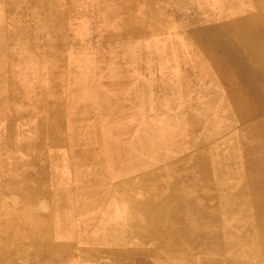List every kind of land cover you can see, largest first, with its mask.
<instances>
[{"label":"rangeland","instance_id":"obj_1","mask_svg":"<svg viewBox=\"0 0 264 264\" xmlns=\"http://www.w3.org/2000/svg\"><path fill=\"white\" fill-rule=\"evenodd\" d=\"M262 6L0 0V256L36 233L45 264L126 245L171 264H264ZM255 14L252 46L237 21Z\"/></svg>","mask_w":264,"mask_h":264},{"label":"bare ground","instance_id":"obj_2","mask_svg":"<svg viewBox=\"0 0 264 264\" xmlns=\"http://www.w3.org/2000/svg\"><path fill=\"white\" fill-rule=\"evenodd\" d=\"M145 1V0H144ZM18 2V1H17ZM135 2V1H134ZM25 3H26V1H25ZM19 4V3H18ZM28 4V3H27ZM135 4V3H134ZM261 4V3H260ZM263 4V3H262ZM12 5V4H11ZM17 5V4H16ZM19 6V5H18ZM118 7V6H117ZM262 7H264V6H262ZM12 8H13V6H12ZM28 8V7H27ZM135 8V7H134ZM11 9V8H10ZM30 10V9H29ZM34 10H36V9H34ZM116 10V9H115ZM159 11V10H158ZM260 11V10H259ZM8 12V11H7ZM15 13V12H14ZM123 13V12H122ZM135 13V12H134ZM8 14V13H7ZM128 14V13H127ZM158 14V13H157ZM163 14V13H162ZM260 14V13H259ZM259 14H255V15H253L252 17H250V16H245L243 19L241 18V20H239V21H237L238 22V24L239 23H241V27L239 28L238 27V36H239V38L240 39H242V40H245V41H247V43L249 44V45H252V46H255V43H256V41H254L253 39H255V38H258L259 36H260V34L261 33H259L258 31H256V24L257 23H262V21H263V16H261V15H259ZM12 15V14H11ZM15 15V14H14ZM13 15V16H14ZM84 15H86V14H84ZM34 16V15H33ZM155 16V15H154ZM40 17V16H39ZM72 17V16H71ZM118 17V16H117ZM148 17V16H147ZM162 17V16H161ZM13 18V17H12ZM34 19V18H33ZM146 19V18H145ZM149 19V18H148ZM35 20V19H34ZM33 20V21H34ZM159 20V19H158ZM148 21V20H147ZM150 21V20H149ZM14 22V21H13ZM146 22V21H145ZM27 23V22H26ZM29 24V23H28ZM170 24V23H169ZM12 25V24H11ZM146 25V24H145ZM158 25V24H157ZM255 25V26H254ZM253 26V27H252ZM42 28V27H41ZM127 28V27H126ZM194 28V27H193ZM145 28H143V30H144ZM233 29V28H232ZM6 30V29H5ZM13 30V29H12ZM147 30V29H146ZM160 30V29H159ZM186 30V29H185ZM127 31V30H126ZM148 31V30H147ZM15 32V31H14ZM129 32V31H128ZM185 32V31H184ZM236 32V33H237ZM93 33V32H92ZM7 34V33H6ZM72 35V34H71ZM92 35V34H91ZM261 36H264V33H262L261 34ZM8 37V36H7ZM90 37V36H89ZM236 37V36H235ZM70 40V39H69ZM9 41H10V39H9ZM42 42V41H41ZM92 43H94V42H92ZM179 43V42H178ZM173 45V44H172ZM193 45V44H192ZM170 46V45H169ZM199 47V46H198ZM171 48H173V47H171ZM200 48V47H199ZM200 50V49H199ZM168 51V50H167ZM166 51V52H167ZM201 51V50H200ZM197 52V51H196ZM250 52V51H249ZM256 52V51H255ZM254 52V53H255ZM50 54V56H52V53H51V51L49 52ZM181 53V52H180ZM192 53V52H191ZM193 53H194V51H193ZM8 54V53H7ZM251 54V53H250ZM192 56V55H191ZM9 57V56H8ZM197 57H199L200 58V55L199 56H197ZM203 57V56H202ZM254 57H255V54H254ZM193 58H194V56H193ZM208 58V57H207ZM36 59V58H35ZM44 59V58H43ZM201 59V58H200ZM8 60V59H7ZM180 60V59H179ZM194 60V59H193ZM259 60V59H258ZM212 61V60H211ZM193 62V61H192ZM205 62V61H204ZM203 62V63H204ZM42 63H44V62H42ZM200 64V63H199ZM205 64V63H204ZM198 65V64H197ZM212 66V65H211ZM219 66V65H218ZM263 66V65H262ZM261 66V67H262ZM213 67V66H212ZM181 68V67H180ZM214 68V67H213ZM8 69V68H7ZM216 69V68H215ZM217 70V69H216ZM222 70V69H221ZM261 70H263V69H261ZM33 72V71H32ZM218 72V74H219V71H217ZM263 72H264V70H263ZM263 72H261V73H263ZM225 74V73H224ZM227 76V75H226ZM264 76V75H263ZM218 79V78H217ZM214 80V79H213ZM263 80V79H262ZM44 82V81H43ZM219 83V82H218ZM216 84V83H215ZM196 85H198V84H196ZM218 85V84H217ZM45 90V89H44ZM263 91V90H262ZM254 100V99H253ZM256 100V99H255ZM258 101V100H257ZM257 103H259V102H257ZM9 104V103H8ZM235 105V104H234ZM233 106V105H232ZM238 106V105H237ZM260 106V105H259ZM262 107V106H261ZM238 108V107H237ZM10 109V108H9ZM239 109V108H238ZM261 109V108H260ZM37 110V109H36ZM41 110H42V108H41ZM11 111V110H10ZM236 111H237V109H236ZM235 111V112H236ZM246 111V110H245ZM263 111V110H262ZM12 114V113H11ZM33 115V114H32ZM240 115V114H239ZM242 116H243V114H242ZM43 117V116H42ZM240 117V116H239ZM244 117V116H243ZM246 117V116H245ZM248 117V116H247ZM252 117V116H251ZM29 118V117H28ZM241 118V117H240ZM21 119V118H20ZM242 119V118H241ZM240 119V120H241ZM41 120H42V118H41ZM242 120H244V119H242ZM29 122V121H28ZM44 122V121H43ZM8 125V124H7ZM32 125V124H31ZM34 128V127H33ZM45 128V127H44ZM33 130V129H32ZM45 130V129H44ZM21 131V130H20ZM34 131H37V130H34ZM45 132V131H44ZM36 133V132H35ZM8 135V134H7ZM15 135V134H14ZM255 135V134H254ZM34 138V137H33ZM32 140V139H31ZM41 141H39V143H40ZM25 143V142H24ZM28 143V142H27ZM27 143H25V145L27 144ZM19 144V143H18ZM39 145H41V144H39ZM41 147V146H40ZM45 148V147H44ZM20 150V149H19ZM25 150V149H24ZM204 150H205V148H204ZM28 151V150H27ZM207 151H208V149H207ZM13 152V151H12ZM31 152V151H30ZM203 152V151H202ZM206 152V151H205ZM30 154V153H29ZM39 155V154H38ZM201 155V154H200ZM209 156V155H208ZM19 157V156H18ZM200 157V156H199ZM36 158V157H35ZM32 159H33V155H32ZM37 159V158H36ZM90 159V158H89ZM201 159V158H200ZM223 159V158H222ZM22 160V159H21ZM43 160V159H42ZM47 160V159H46ZM94 160V159H93ZM227 160V159H226ZM40 161H41V158H40ZM200 161H202V160H200ZM85 162V161H84ZM88 162V161H87ZM33 163V162H32ZM40 163V162H39ZM42 163V162H41ZM40 163V164H41ZM230 163V162H229ZM35 164V163H34ZM73 164V163H72ZM76 166V165H75ZM220 166V165H219ZM36 167H37V165H36ZM78 167V166H77ZM226 167V166H225ZM6 168H7V166H6ZM8 168H9V166H8ZM75 168V167H74ZM74 168H73V170H74ZM185 169V168H184ZM233 169V168H232ZM40 170H41V168H40ZM152 170V169H151ZM217 170V169H216ZM18 171V170H17ZM203 171V170H202ZM150 172V171H149ZM233 172V171H232ZM18 173V172H17ZM206 173V172H205ZM215 173V172H214ZM10 174H11V172H10ZM47 174H48V172H47ZM207 174V173H206ZM234 174V173H233ZM29 175V174H28ZM152 175V174H151ZM209 175V174H208ZM207 175V176H208ZM212 175V174H211ZM227 175V174H226ZM232 175V174H231ZM217 176V175H216ZM27 177V176H26ZM199 177V176H198ZM204 177V176H203ZM219 177V176H218ZM225 177V176H224ZM98 178V177H97ZM148 178H150V177H148ZM153 178V177H152ZM182 178V177H181ZM138 179V178H137ZM140 179V178H139ZM201 179V178H200ZM202 180V179H201ZM27 181V180H26ZM35 181V180H34ZM144 181V180H143ZM23 182V181H22ZM146 182V181H145ZM186 182V181H185ZM184 182V183H185ZM215 183V182H214ZM37 184V183H36ZM35 184V185H36ZM202 184V183H201ZM7 185V184H6ZM34 185V186H35ZM49 185V184H48ZM145 185V184H144ZM150 185V184H149ZM190 185V184H189ZM209 185V184H208ZM207 185V186H208ZM42 186V185H41ZM22 187V186H21ZM50 187V186H49ZM146 187H148V186H146ZM187 187V186H186ZM190 187V186H189ZM201 187H202V185H201ZM209 187V186H208ZM5 188V187H4ZM20 188V187H19ZM210 188V187H209ZM47 189V188H46ZM5 190V189H4ZM63 190V189H62ZM211 190H213V189H211ZM210 190V191H211ZM247 190V189H246ZM57 191H60V190H57ZM215 191V190H214ZM217 191V190H216ZM49 192V191H48ZM32 193H33V191L32 190H29V192H28V196H30L31 197V195H32ZM50 194V193H49ZM58 194V193H57ZM66 194V193H65ZM207 194H208V192H207ZM121 195H123V192L121 193ZM177 195V194H176ZM197 195H199V194H197ZM227 195V194H226ZM248 195V194H247ZM57 196H60V195H57ZM64 196V195H63ZM62 196V197H63ZM65 196H67V195H65ZM214 196H215V194H214ZM41 197V196H40ZM226 197V196H225ZM60 198V197H59ZM58 198V199H59ZM202 198V197H201ZM242 198V197H241ZM197 199V198H196ZM233 199V198H232ZM236 199H238V197L236 198ZM240 199V198H239ZM246 199V198H245ZM47 200V199H46ZM176 200H177V197H176ZM244 201V200H243ZM242 201V202H243ZM184 202V201H183ZM186 202V201H185ZM219 202V201H218ZM240 202V201H239ZM129 203L130 204H128L129 205V208H128V210H129V212H131V215H132V218H135L134 217V210H135V203L133 202V201H129ZM166 203V202H165ZM189 204V203H188ZM238 204V203H237ZM2 205V204H1ZM53 205V204H52ZM174 205H176V201H175V203L173 204V207L174 208H176V206H174ZM223 205V204H222ZM222 205H221V203H220V207H222ZM236 205V204H235ZM3 206V205H2ZM68 206V205H67ZM168 206V205H167ZM197 206V205H196ZM206 206V205H205ZM172 207V208H173ZM224 207V206H223ZM230 207V206H229ZM228 207V208H229ZM235 207V206H234ZM53 208V207H52ZM192 208V207H191ZM232 208H233V206H232ZM232 208H230V209H232ZM23 209V208H22ZM143 209L145 210V212H146V214H147V216H148V218H149V221H148V219H146V217L144 218V221H141L143 224V227H145V229L146 230H148V232L151 234L152 233V235H156V236H158V233H157V221H158V215L156 214H153V216H150V214H151V208H150V206L149 205H147L146 203H144V205H143ZM170 209V208H169ZM184 209V208H183ZM197 209H200V208H198L197 207ZM238 209V208H237ZM85 210V209H84ZM182 210V209H181ZM189 210V209H188ZM64 211V210H63ZM62 211V212H63ZM227 211V210H226ZM183 212V211H182ZM188 212V211H187ZM198 212V211H197ZM60 213V212H59ZM84 213H85V211H84ZM171 214H175L174 212H173V209H172V211L170 212ZM200 213V212H199ZM232 214V213H231ZM1 215V214H0ZM64 215V214H63ZM185 215V214H184ZM191 215V214H190ZM69 216V215H68ZM186 216V215H185ZM193 216H195V215H193ZM173 217H174V215H173ZM201 217V216H200ZM226 217V216H225ZM12 218V217H11ZM66 218H68V217H66ZM222 218V217H221ZM243 218H245V217H243ZM13 219V218H12ZM54 219V218H53ZM69 219V218H68ZM60 220V219H59ZM137 220V219H136ZM67 221V220H66ZM151 221V222H150ZM219 222V221H218ZM218 222H217V224H218ZM62 223V222H61ZM177 223H178V221H177ZM206 223H208V222H206ZM210 223V222H209ZM12 224V223H11ZM63 225V224H62ZM174 224H171V225H166V228H167V232H165V236L163 237H161L160 239L161 240H158V246H161V247H163L165 250H167L166 248H165V244L168 242V241H170V240H172L173 238H175L176 236H177V229H176V227L174 228V227H172ZM199 224L197 223L196 224V229H197V234L199 235L200 233H202V231H200L199 230ZM206 226V225H205ZM202 227V226H201ZM19 229H21V228H19ZM65 229V228H64ZM22 230V229H21ZM199 230V231H198ZM63 231V230H62ZM2 232V231H1ZM136 232V231H135ZM18 233H20V232H18ZM22 235H24V233L22 234ZM220 235V234H219ZM155 236V237H156ZM181 236V235H180ZM183 236V235H182ZM40 237V234H36V233H30V234H28V235H26L25 236V238L26 239H29V242H27V243H25V244H23V245H21V246H19L17 249L15 248V250L14 251H12L11 253H9L8 255H6V256H0V264H32L35 260L36 261H38V256H39V259H40V261H42L43 262V264H45L48 260H49V257H50V254H49V249L47 248V249H45V254H42L41 252V250L43 249V247H41V245H40V243H35L34 242V240H37V238H39ZM199 237V236H198ZM195 238V237H194ZM200 238V237H199ZM9 239H12V238H9ZM18 239V238H17ZM153 239V238H152ZM176 239V238H175ZM174 239V240H175ZM198 239V238H197ZM203 239V238H202ZM154 240H157L156 238H154ZM178 240V239H177ZM22 241V240H21ZM179 241V240H178ZM196 241H198L199 242V239L198 240H196ZM16 242V241H15ZM18 242V241H17ZM197 242V243H198ZM8 243V242H7ZM178 243V242H177ZM182 243V242H181ZM193 243V242H192ZM170 244V243H169ZM180 244V243H179ZM9 245H11V244H9ZM9 245H8V247H9ZM155 246V245H154ZM153 246V248H150V247H148V248H142V249H144V251H153V252H157V250L155 249L156 247H154ZM0 247H2V245L0 246ZM4 247V246H3ZM77 249V248H76ZM112 249V248H111ZM123 249V248H122ZM2 250V249H1ZM12 250V249H11ZM6 252V251H5ZM38 252H40L39 254H37ZM67 252V251H66ZM66 252H65V255H66ZM140 252V251H139ZM73 253V252H72ZM70 254V253H69ZM78 254V253H77ZM49 255V256H48ZM71 255V254H70ZM79 255V254H78ZM136 255H137V253H136ZM140 255V254H139ZM144 255H146V254H144ZM93 256V255H92ZM101 256V255H100ZM106 256V255H105ZM138 256V255H137ZM149 256V255H148ZM156 257H157V260H159V264H171V262H169V261H167L166 260V256H165V254L164 253H162V252H158V253H156V255H155ZM74 257V256H73ZM70 258V257H69ZM68 258V259H69ZM72 258V257H71ZM77 258V257H76ZM85 258V257H84ZM93 258V257H92ZM101 258H103V257H101ZM100 258V259H101ZM64 259H65V257H64ZM111 259V258H110ZM69 261V260H68ZM84 261V260H83ZM94 261V260H93ZM96 261H98V260H96ZM110 261H113V260H110ZM152 261V260H151ZM217 261V260H216ZM89 262V261H88ZM95 262V261H94ZM124 262V261H123ZM132 262V261H131ZM202 262V261H201ZM206 262V261H205ZM212 262H213V260H212ZM64 263V262H63ZM222 263V262H221ZM55 264V263H54ZM84 264H85V262H84ZM156 264V263H155ZM204 264H206V263H204Z\"/></svg>","mask_w":264,"mask_h":264},{"label":"crops","instance_id":"obj_3","mask_svg":"<svg viewBox=\"0 0 264 264\" xmlns=\"http://www.w3.org/2000/svg\"><path fill=\"white\" fill-rule=\"evenodd\" d=\"M62 246L67 249L73 248V244L71 242H66ZM83 251L91 252V254L95 256L94 257L95 262L93 261V264H155V263L159 264L158 263L159 261L153 256L142 255V254L140 255L137 254L138 255L137 256L135 254L133 245L119 246V247H114L112 249H106L107 252L105 251L103 252L101 248H97L96 246L89 247L87 249H84ZM98 253L101 255L99 258H98ZM83 254L85 255V253ZM84 262L85 264H89L90 261L87 262V260L85 259L69 260L66 261L65 264H84Z\"/></svg>","mask_w":264,"mask_h":264}]
</instances>
